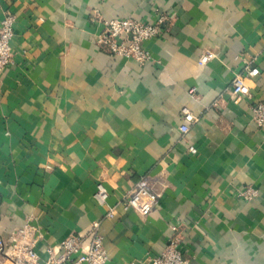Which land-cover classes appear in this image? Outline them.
<instances>
[{"label":"crops","instance_id":"0c3cea01","mask_svg":"<svg viewBox=\"0 0 264 264\" xmlns=\"http://www.w3.org/2000/svg\"><path fill=\"white\" fill-rule=\"evenodd\" d=\"M6 13L1 239L30 226L45 261L98 223L106 264H151L176 226L185 264H264V131L251 114L264 103V0H0ZM159 16L146 64L93 41L106 21ZM252 69L248 95L235 97L233 77ZM136 184L158 197L146 217L123 204ZM248 188L252 201L238 197Z\"/></svg>","mask_w":264,"mask_h":264},{"label":"built area","instance_id":"2783aa9c","mask_svg":"<svg viewBox=\"0 0 264 264\" xmlns=\"http://www.w3.org/2000/svg\"><path fill=\"white\" fill-rule=\"evenodd\" d=\"M166 21L165 16H159L154 24H145L131 19L106 21L103 31L94 36L93 41L97 47L112 57L131 60L138 65H143L152 60L143 44L157 38ZM13 25V15L6 13L0 21V75L14 62L10 46ZM212 58V53H205L201 57V62L205 63ZM257 74L258 71L252 69L247 70L244 75H235L231 81L232 94L235 97L248 95L249 87L246 82ZM251 114L255 127L264 131V103L253 105ZM180 115L185 122H194V118L186 109H182ZM179 131L184 135L188 129L182 125ZM188 151L191 154L195 153L193 147H190ZM256 195L257 191L250 188L238 192V197L245 201H252ZM94 199L98 205L105 204L107 193L100 184L97 185ZM157 199V195L147 191L141 184H136L125 197L123 204L125 209H131L140 217H146ZM105 217L112 219L113 210L110 209ZM98 227V223H91L84 235L67 237L60 243L56 252L48 249V257L45 261H41L35 250L39 239L38 232L30 226L19 228L10 234L8 240L0 238V264H106L108 257L98 233ZM171 231L173 235L169 238L166 247L158 257L150 260L151 264H185L178 249L177 227L173 226Z\"/></svg>","mask_w":264,"mask_h":264}]
</instances>
